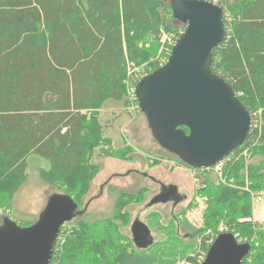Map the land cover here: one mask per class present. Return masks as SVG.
<instances>
[{
    "label": "trees",
    "instance_id": "obj_1",
    "mask_svg": "<svg viewBox=\"0 0 264 264\" xmlns=\"http://www.w3.org/2000/svg\"><path fill=\"white\" fill-rule=\"evenodd\" d=\"M207 1L226 11L227 34L213 52L212 71L230 84L255 127L223 161V180L214 167L166 158L177 160L172 168L185 166L196 176L189 209L205 201L203 225L182 237L185 218L164 225L162 215L152 213L145 225L160 239L153 236V244L139 249L131 208L145 203L147 188L110 186V217L78 216L102 171L99 159L136 161L133 145L116 147L106 136L102 112L110 103L141 110L130 88L167 63L187 24L175 17L172 0H0V225L37 221L12 218V212L29 179V159L48 160L40 171L43 183L78 205L51 264H201L225 232L251 245L243 264H264V223L254 219L252 207V194H264V0ZM152 155H144L149 169L164 161Z\"/></svg>",
    "mask_w": 264,
    "mask_h": 264
},
{
    "label": "water",
    "instance_id": "obj_2",
    "mask_svg": "<svg viewBox=\"0 0 264 264\" xmlns=\"http://www.w3.org/2000/svg\"><path fill=\"white\" fill-rule=\"evenodd\" d=\"M172 9L187 24L186 29L167 63L140 79L135 95L170 149L192 166L213 168L248 140L253 123L230 84L212 71L213 52L227 34L226 11L207 0H172ZM174 192L170 190L156 202L169 200ZM77 208L74 200L54 196L29 227L6 219L0 225V264H51L61 229ZM131 232L139 249L154 242L140 221L132 224ZM250 252V244L225 232L215 239L201 264H243Z\"/></svg>",
    "mask_w": 264,
    "mask_h": 264
},
{
    "label": "rangeland",
    "instance_id": "obj_3",
    "mask_svg": "<svg viewBox=\"0 0 264 264\" xmlns=\"http://www.w3.org/2000/svg\"><path fill=\"white\" fill-rule=\"evenodd\" d=\"M168 38L170 37L164 35V40L172 44ZM171 39L173 40L172 37ZM129 75H133L132 71ZM134 88L135 85H132L131 94ZM112 113L115 116L119 115L117 120L113 122L111 121ZM103 120L106 136L114 140L116 147H121L126 141L137 149L136 161L127 163L110 158L99 159V163L103 166L102 171L95 179L78 217L90 220L110 217L115 202V195L110 192V186L118 191L127 192H137L144 187L148 189L145 203L131 208L133 223L140 221L147 224V217L152 213L162 215L164 225L178 216L181 221L185 218L188 223L180 231L181 236L185 237L188 233L193 234L195 229L203 225L205 201L198 199V207L189 209L195 189L198 186L196 176L193 171L188 170L185 166L172 168L175 163L177 164V160L186 166L192 165L165 144L148 113L145 110L141 112L138 106L132 104L125 109V107L110 104L103 112ZM147 153L151 156L154 154L156 158L158 155H162L163 163L149 169L144 156H149ZM151 158L154 159V157ZM166 158L177 160L173 161ZM48 167L49 161L45 158L34 155L29 159L27 169L29 179L15 197L12 218L35 221L51 205L56 192L46 186L40 177V171ZM211 176L218 179L215 174ZM172 189H175V192L169 200L156 202L157 198ZM262 195L263 193L260 196L252 194V207L255 220L264 223V201L255 206V199ZM156 231L157 229L151 234L159 240L160 236ZM186 241L191 242V238L186 239Z\"/></svg>",
    "mask_w": 264,
    "mask_h": 264
},
{
    "label": "built area",
    "instance_id": "obj_4",
    "mask_svg": "<svg viewBox=\"0 0 264 264\" xmlns=\"http://www.w3.org/2000/svg\"><path fill=\"white\" fill-rule=\"evenodd\" d=\"M132 92L134 93V97H135L136 96L135 95V88H134V90ZM253 127H255L254 119H253V123H252V128ZM214 173L219 177V179L223 180V178H222L223 177V164L222 163H220V164H218L217 166L214 167ZM263 199H264V194L260 198H256L255 199V205L261 203L263 201Z\"/></svg>",
    "mask_w": 264,
    "mask_h": 264
},
{
    "label": "crops",
    "instance_id": "obj_5",
    "mask_svg": "<svg viewBox=\"0 0 264 264\" xmlns=\"http://www.w3.org/2000/svg\"><path fill=\"white\" fill-rule=\"evenodd\" d=\"M110 104H115V103H110ZM110 104H109V105H110ZM109 105H108V106H109ZM115 105L118 106V107H124L123 105H119V104H115ZM108 106H107V107H108ZM107 107H106V109H107ZM106 109H105V110H106ZM105 110H104V111H105ZM104 111H103V112H104ZM103 112H102V120H103ZM112 116H113V117L111 118V121H112V122H113L114 120H117V118L119 117V115H116V116H115L113 113H112ZM112 122H111V125H112ZM103 123L105 124L104 120H103ZM41 180H42V179H41ZM45 185H46V184H45Z\"/></svg>",
    "mask_w": 264,
    "mask_h": 264
}]
</instances>
